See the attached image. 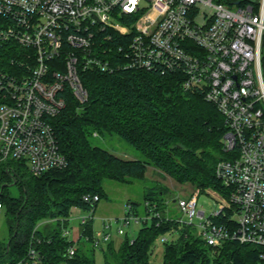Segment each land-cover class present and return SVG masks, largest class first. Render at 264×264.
Segmentation results:
<instances>
[{
  "label": "built area",
  "instance_id": "obj_1",
  "mask_svg": "<svg viewBox=\"0 0 264 264\" xmlns=\"http://www.w3.org/2000/svg\"><path fill=\"white\" fill-rule=\"evenodd\" d=\"M7 55L14 69L1 64ZM121 68L181 72L182 89L200 91L222 115L229 157L214 174L224 192H207V211L197 189L177 198L185 216L177 220L215 249L229 240L257 246L264 261V0H0V160H22L33 175L64 167L50 123L65 105L62 90L83 102L79 71ZM149 216L124 208L116 231ZM110 222L102 217L94 247L111 239Z\"/></svg>",
  "mask_w": 264,
  "mask_h": 264
},
{
  "label": "trees",
  "instance_id": "obj_2",
  "mask_svg": "<svg viewBox=\"0 0 264 264\" xmlns=\"http://www.w3.org/2000/svg\"><path fill=\"white\" fill-rule=\"evenodd\" d=\"M7 57L1 64L14 69ZM79 77L87 99L80 102L64 88L65 105L50 118L67 164L33 175L22 160H0V204L5 206L8 223V238L0 239V264H96L94 245L90 251L82 249L64 230L71 206L95 211L99 199L106 196L105 178L141 180L147 166H152L199 192L208 188L224 192L214 174L216 162L229 157L220 141L226 130L223 117L200 91L182 89L181 72L121 68L79 71ZM94 132L117 134L144 158L116 156L91 143ZM11 184L18 186V195L5 193ZM167 193V186L159 181L143 191V215L149 218L134 236L124 233L118 244L110 239L101 246L102 264H151L154 242L166 233L170 236L162 241L161 264H263L257 246L229 240L215 249L178 217L162 216L159 209ZM87 194L97 195L98 200L85 201ZM124 208L138 214L134 203ZM80 225L85 241L91 242L92 219ZM70 246H75L71 256Z\"/></svg>",
  "mask_w": 264,
  "mask_h": 264
},
{
  "label": "rangeland",
  "instance_id": "obj_3",
  "mask_svg": "<svg viewBox=\"0 0 264 264\" xmlns=\"http://www.w3.org/2000/svg\"><path fill=\"white\" fill-rule=\"evenodd\" d=\"M91 143L106 148L116 156L128 159H143L144 156L133 146L119 137L117 134H92L90 136ZM161 182L168 188V199L161 205L159 213L162 216L170 215L172 217H179L182 220L184 215L177 206L176 199L179 197H186L195 188L189 183H178L168 175L162 174L159 170L152 166H147L144 179L141 180H129L121 182L118 180L105 178L102 181V188L106 196H102L93 212L92 228L93 235L102 229V217L110 218V226L108 231L111 233V240L114 244H118L124 234L117 233V227L120 225L115 218L120 217L124 213V207L128 202L134 203L139 215L145 213L143 205V191L152 186L155 182ZM212 189L208 188L204 192H201L198 196V205L202 206L206 211L209 210L212 205L213 199L207 193ZM5 193L16 196L19 194V189L16 184H11L6 187ZM69 217L66 222V230L68 231V238L73 240L80 248H87L91 250V242L85 241V236L81 234L79 224L80 216L88 215L90 211L83 210L77 206H71L69 210ZM141 223H133L131 226H122L123 230L128 236H134L140 227ZM169 237L170 234L163 235ZM8 238V223L7 212L5 206L0 208V239L7 240ZM159 236L153 245L152 252L150 254L151 264H161L162 262V241ZM105 247V243L102 244ZM94 258L96 264H102L103 255L100 247L94 248ZM28 264V263H20Z\"/></svg>",
  "mask_w": 264,
  "mask_h": 264
},
{
  "label": "water",
  "instance_id": "obj_4",
  "mask_svg": "<svg viewBox=\"0 0 264 264\" xmlns=\"http://www.w3.org/2000/svg\"><path fill=\"white\" fill-rule=\"evenodd\" d=\"M9 243V240L7 241V244Z\"/></svg>",
  "mask_w": 264,
  "mask_h": 264
},
{
  "label": "crops",
  "instance_id": "obj_5",
  "mask_svg": "<svg viewBox=\"0 0 264 264\" xmlns=\"http://www.w3.org/2000/svg\"><path fill=\"white\" fill-rule=\"evenodd\" d=\"M79 224H80V221H79ZM112 238V237H111Z\"/></svg>",
  "mask_w": 264,
  "mask_h": 264
}]
</instances>
